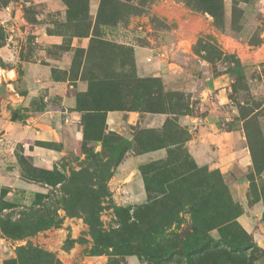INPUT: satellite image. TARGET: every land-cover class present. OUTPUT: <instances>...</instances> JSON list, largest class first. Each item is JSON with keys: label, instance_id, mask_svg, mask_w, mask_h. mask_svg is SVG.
Listing matches in <instances>:
<instances>
[{"label": "rangeland", "instance_id": "374dc122", "mask_svg": "<svg viewBox=\"0 0 264 264\" xmlns=\"http://www.w3.org/2000/svg\"><path fill=\"white\" fill-rule=\"evenodd\" d=\"M156 1L98 0L94 19L93 0H0V68L16 70L17 97L33 92L26 106H7L20 119L11 138H0L19 143L0 164V264H264V0H223V15L212 17L242 46L262 49L256 60L243 63L203 36L193 48L197 57L176 55L185 70L166 80L148 77L134 57V47L167 36L168 25L151 13ZM224 73L223 97L204 100L206 80ZM40 81L50 86L38 90ZM95 81L101 84L89 91ZM137 81L158 83L159 105L174 115L137 106L144 94ZM57 83L65 84V96ZM118 102L121 110L96 122L118 145L86 140L85 110ZM114 117L118 127L111 130ZM164 126L186 135L164 149L166 158L170 152L178 161L186 157L175 166L190 174L175 191L180 204L161 205L148 228L162 235L149 250L98 246V235L121 227L117 207L130 210L132 222L133 210L149 202L147 192L145 199L133 196L132 164L118 177L122 164L137 156L126 149L117 165L112 148L122 142L130 148L138 132ZM165 160L138 162L137 179Z\"/></svg>", "mask_w": 264, "mask_h": 264}, {"label": "crops", "instance_id": "0c3cea01", "mask_svg": "<svg viewBox=\"0 0 264 264\" xmlns=\"http://www.w3.org/2000/svg\"><path fill=\"white\" fill-rule=\"evenodd\" d=\"M225 1L227 2L229 0ZM93 9H95V14H93V17L95 19L98 13V0H93ZM151 13L153 16L156 15L157 17L162 19L168 25L169 30L166 33L167 36L165 35L166 37H168L167 40L164 35H161L162 37L159 39V42L150 37V45L143 47H134V57L136 59V62L141 69L143 68V73L147 74L148 77L166 80L172 77L173 73H182L185 69L177 59L176 55L183 56L187 59H189L190 56L197 57L193 48L203 36L215 39L224 52L235 54L243 63L251 62V60H256L259 54L262 53V49H254L249 46H242L237 39L228 34L226 35L223 31H220L215 26L214 20L211 16L199 13L187 7L180 1L157 0L151 7ZM205 62L206 61H202V63ZM172 66H175V68H173ZM228 84L229 77L226 73L221 74L220 76L218 74V77L216 78H208L206 80V83L204 84L206 88L204 91H202L201 96L204 100H208L212 95H215L217 93V97L221 98L227 90ZM12 86L13 93L9 90L6 83H0V135L2 134L0 138H11L12 132L10 131L18 127L16 121L19 120H12V111L14 109L9 110L7 106L10 105L12 108H16L21 104L23 106H26V104L30 100V96L33 94V92H30L32 91L31 88H29V94L22 97H17L16 87L13 84ZM37 86V89L39 90V88H46L50 85L40 81ZM55 88L61 90L58 94L65 96V84L57 83L55 84ZM4 92L5 95H3ZM7 92H10L9 96H7ZM7 97L12 98V101H9ZM157 117L165 118V115H158ZM113 120L114 127L112 128V126L110 125L109 127L111 130H116L118 127V119L117 117H114ZM134 122H136V119L132 116L129 123L133 124ZM164 122L165 121L162 122V125L164 124ZM121 125L122 124L120 123L119 126ZM3 129H6L5 134H3ZM26 129L27 136L33 134L30 130V124L26 125ZM18 142H22V140ZM9 143L10 145L6 143H0V164L5 165L6 160H8L9 157L11 159V156L9 155H13L17 150L19 143ZM25 146L27 147L26 150L29 153H33V150H31V148H28V143H23V148ZM150 158L164 160V158L166 159V151L159 150L156 152L137 156L135 158H132L131 160H127L124 165L122 164V167L120 168V175H118V177L123 178L125 176L122 175L124 173V170L121 171V169L126 168L128 164H132L130 167V171H132L131 173L136 177V184L132 187H129L134 193L133 196L138 195L140 198H146L145 186L141 178L140 180L137 179V175L139 173L136 167L138 162ZM115 179H117V176L114 178V180Z\"/></svg>", "mask_w": 264, "mask_h": 264}, {"label": "trees", "instance_id": "16d2710c", "mask_svg": "<svg viewBox=\"0 0 264 264\" xmlns=\"http://www.w3.org/2000/svg\"><path fill=\"white\" fill-rule=\"evenodd\" d=\"M185 2L186 6H189L197 12L207 14L213 18H218L224 13L223 0H185ZM100 84L101 82L99 81L89 83V91L96 89V87H99ZM110 86H112L115 91H118V89L121 87V85L115 81H113ZM136 88L144 93L140 100L136 102L137 106L148 113L174 115V113L166 112V110L159 105L160 99L156 97L160 90L158 83L153 85V83L148 81H137ZM121 108L122 104L118 102L110 109L100 108L97 104L92 105L89 107V109H86V115L83 117L84 135L86 140H91L94 142H102L104 140V143L110 142L111 144L118 145L119 142L115 139L112 141L109 140L112 139V133L109 132L107 135L108 137H106L104 124L101 123L98 125L96 122H100L102 120L104 112L121 110ZM19 119L20 118H18L16 112L12 111V120L16 121ZM164 127L165 128H162L161 131L157 132H138L137 135H135L132 142L133 144H131L130 148H128V146H123L125 145L124 142L120 143V145L115 149L112 148V156H114L116 159L117 165H119L124 159L123 152L126 151V149L131 151L135 156H141L159 150H170L171 148L180 145L182 142L181 139L186 137V135L183 136V138L179 135L177 136V132H174L173 130L171 131L170 126ZM183 141H187V139H184ZM181 162H186V157H184V159L181 158L178 161L176 158H173L170 152L168 153L165 161L152 163L144 168L142 170L143 182L149 202L146 205L139 206L133 210L132 222H130V210L126 211L120 207H117L116 211L121 221L120 229L110 232L109 234L103 233L98 235L96 241L97 245L103 248L112 247L114 249L125 247V245H137L142 251H147L152 246H154L161 237L162 230H159L156 227L150 230L149 234V223L153 222L152 220H154L156 215L161 211L162 204L164 205V203L168 202L169 200L172 201L174 205L180 204V200L175 196V191L179 189L182 183L187 184L189 180V173H184L181 175L175 170V166ZM152 188L157 190V193L154 196H152V193H154ZM201 195L203 197L207 194L202 193ZM93 226L96 225L93 224ZM212 229L213 228H209L207 231H211ZM2 232L6 234L4 229H2ZM197 236V233L194 234L191 237L192 240L196 241ZM111 241L114 243H110Z\"/></svg>", "mask_w": 264, "mask_h": 264}, {"label": "water", "instance_id": "95a60500", "mask_svg": "<svg viewBox=\"0 0 264 264\" xmlns=\"http://www.w3.org/2000/svg\"><path fill=\"white\" fill-rule=\"evenodd\" d=\"M17 79V72L15 69L6 70L0 68V83H6L9 90L13 93L12 83Z\"/></svg>", "mask_w": 264, "mask_h": 264}]
</instances>
